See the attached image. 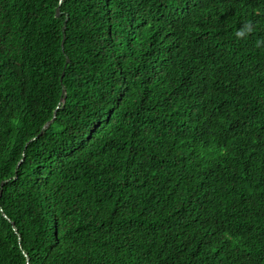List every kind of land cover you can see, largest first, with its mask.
<instances>
[{"label": "trees", "instance_id": "16d2710c", "mask_svg": "<svg viewBox=\"0 0 264 264\" xmlns=\"http://www.w3.org/2000/svg\"><path fill=\"white\" fill-rule=\"evenodd\" d=\"M0 264H264V0H0Z\"/></svg>", "mask_w": 264, "mask_h": 264}, {"label": "water", "instance_id": "95a60500", "mask_svg": "<svg viewBox=\"0 0 264 264\" xmlns=\"http://www.w3.org/2000/svg\"><path fill=\"white\" fill-rule=\"evenodd\" d=\"M59 13H60V10H58L57 15H59ZM63 93H65V91ZM65 99H66V97H62L61 98V102H64ZM52 121H50L49 123L46 124L45 129L49 128V126L51 125Z\"/></svg>", "mask_w": 264, "mask_h": 264}]
</instances>
